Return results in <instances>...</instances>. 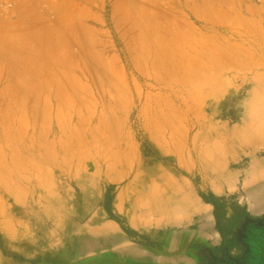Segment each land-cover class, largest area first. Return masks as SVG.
I'll return each mask as SVG.
<instances>
[{
	"label": "rangeland",
	"instance_id": "1",
	"mask_svg": "<svg viewBox=\"0 0 264 264\" xmlns=\"http://www.w3.org/2000/svg\"><path fill=\"white\" fill-rule=\"evenodd\" d=\"M262 116L264 0H0V264L157 262L199 207L228 234Z\"/></svg>",
	"mask_w": 264,
	"mask_h": 264
},
{
	"label": "crops",
	"instance_id": "2",
	"mask_svg": "<svg viewBox=\"0 0 264 264\" xmlns=\"http://www.w3.org/2000/svg\"><path fill=\"white\" fill-rule=\"evenodd\" d=\"M207 210V209H206ZM214 210L204 212V222L166 236V244L157 262H127L119 259L61 263L45 260L38 264H264V203L236 214L228 234L216 226ZM206 258L204 262L203 258Z\"/></svg>",
	"mask_w": 264,
	"mask_h": 264
},
{
	"label": "bare ground",
	"instance_id": "3",
	"mask_svg": "<svg viewBox=\"0 0 264 264\" xmlns=\"http://www.w3.org/2000/svg\"><path fill=\"white\" fill-rule=\"evenodd\" d=\"M148 23H150V22H148ZM255 27H256V25H255ZM150 29H152V28H150ZM153 29H155V28H153ZM157 29H158V28H157ZM155 32H156V31H155ZM151 33H152V31H151ZM258 33H259V32H258ZM149 34H150V33H149ZM158 34H159V33H157V35H158ZM160 34H161V33H160ZM159 36H160V35H159ZM161 36L164 37L163 35H161ZM152 37H153V36H152ZM154 38H155V37H154ZM165 39H167V37H166ZM144 40H148V39H144ZM146 42H147V41H146ZM158 42H159V40H158ZM164 42L166 43V41H164ZM168 42H169V41H168ZM172 42H174V41H172ZM162 43H163V42H162ZM150 44H151V43H150ZM157 44H158V43H157ZM163 44H164V43H163ZM163 44H162V45H163ZM145 45H146V47H147V44H145ZM145 45H144V46H145ZM164 46H165V44H164ZM168 46H169V45H168ZM166 47H167V46H166ZM161 48H164V47H161ZM161 48H160V49H161ZM147 50H148V48H147ZM167 50H168V49H167ZM174 50H175V49H174ZM163 51L165 52V49H164ZM163 51H162V52H163ZM159 52H160V50H159ZM162 52H161V53H162ZM180 52H182V51H180ZM148 53H150V52H148ZM170 53H171V52H170ZM173 53H174V52H173ZM155 54H156V53H155ZM165 54H166V53H165ZM160 55H161V54H160ZM160 55H159V56H160ZM162 55H163V54H162ZM167 55H168V54H167ZM167 55H166V56H167ZM174 55H175V54H174ZM174 55H173V56H174ZM179 55H180V54H178V56H179ZM156 56H157V59H158V55H156ZM175 56H176V55H175ZM163 57H165V56H163ZM225 57H226V56H225ZM236 57H237V56H236ZM159 58H160V57H159ZM165 58H166V57H165ZM173 58H174V57H173ZM168 59H169V57H168ZM227 59H229V58H227ZM238 59H239V58H238ZM246 59H247V58H246ZM252 59H253V58H252ZM252 59H251V60H252ZM163 60H165V59H163ZM230 60H232V59L230 58ZM242 60H243V59H242ZM166 61H167V60H166ZM236 61H237V60H236ZM157 62H158V61H157ZM157 62H156V63H157ZM173 62H174V61H173ZM228 62H229V61H228ZM244 62H245V61H244ZM249 62H250V61H249ZM230 63H231V62H230ZM237 63H238V62H237ZM239 63H240V62H239ZM242 63H243V61H242ZM242 63H241V64H242ZM250 63H251V62H250ZM255 63H256V62H255ZM161 64H162V63H161ZM243 64H244V63H243ZM231 65H232V64H231ZM165 66H166V65H165ZM239 66H241V65H239ZM168 67H169V65H168ZM162 68H163V67H162ZM165 69H166V68H165ZM226 81H227V80H226ZM217 84H218V83H217ZM215 86H216V83H215ZM78 87H79V86H78ZM206 87H207V86H206ZM210 87H211V86H210ZM38 89H39V87H38ZM69 90H70V89H69ZM63 92H64V91H63ZM67 92H68V91H66V93H67ZM213 93H214V92H213ZM64 94H65V93H64ZM68 96H69V95H67V97H68ZM60 98H63V97H60ZM68 99H69V98H68ZM63 100H64V99H63ZM66 101H67V100H66ZM63 102H64V101H63ZM201 102H202V101H201ZM68 103H69V102H68ZM47 105H48V104H47ZM49 108H50V106H49ZM46 109H47V108H46ZM45 111H46V110H45ZM46 112H47V111H46ZM254 113H255V111H254ZM254 113H253V114H254ZM259 113H260V112H259ZM259 113H258V114H259ZM46 114H47V113H46ZM49 115H50V114H49ZM254 115H255V114H254ZM252 117H254V116L251 115V118H252ZM262 117H264V116H262ZM259 118H260V116H259ZM260 120H262V119H260ZM109 124H110V123H109ZM116 127H117V126H116ZM248 127H249V128H250V127H254L255 130H256V129H259V128H261V127L264 128V120H262V122H261V121H258L257 123H254V125H249ZM256 134H257V133H256ZM258 135H259V134H258ZM255 139H259V136L256 137ZM98 140H99V139H98ZM81 157H82V156H81ZM74 164H75V163H74ZM195 211H196V213L205 212V210L202 209V208H200V207H199V208H196Z\"/></svg>",
	"mask_w": 264,
	"mask_h": 264
},
{
	"label": "trees",
	"instance_id": "4",
	"mask_svg": "<svg viewBox=\"0 0 264 264\" xmlns=\"http://www.w3.org/2000/svg\"><path fill=\"white\" fill-rule=\"evenodd\" d=\"M203 260H204V262H205V261H206V258L204 257ZM203 264H205V263H203Z\"/></svg>",
	"mask_w": 264,
	"mask_h": 264
}]
</instances>
